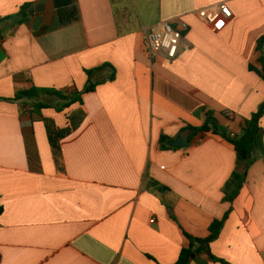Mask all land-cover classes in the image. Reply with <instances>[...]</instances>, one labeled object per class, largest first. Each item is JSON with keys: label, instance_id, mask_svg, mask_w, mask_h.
<instances>
[{"label": "crops", "instance_id": "0c3cea01", "mask_svg": "<svg viewBox=\"0 0 264 264\" xmlns=\"http://www.w3.org/2000/svg\"><path fill=\"white\" fill-rule=\"evenodd\" d=\"M223 3L229 20L198 18ZM166 22L186 25L181 47L151 60L147 36ZM261 37L264 0H0V99L81 92L85 70L116 71L62 112L0 101V264H174L185 235L206 238L229 210L211 254L264 264V157L224 202L242 171L234 149L192 130L204 109L237 136L264 103V80L249 69H260Z\"/></svg>", "mask_w": 264, "mask_h": 264}, {"label": "trees", "instance_id": "16d2710c", "mask_svg": "<svg viewBox=\"0 0 264 264\" xmlns=\"http://www.w3.org/2000/svg\"><path fill=\"white\" fill-rule=\"evenodd\" d=\"M27 9L28 6L21 7L17 17L22 16V18H24ZM10 18L11 17H8L6 20ZM22 21L23 19L18 20L19 23ZM262 46H264V37H261L257 42V50L261 52L258 59L260 69L251 66L249 69L264 80V52H262ZM84 73L87 77V83L81 92L76 91L68 93L54 89L32 87L29 90L15 93L11 99H0V101L11 103H19L20 101L29 102L33 113H39L41 110L48 108H54L57 112H62L75 103L81 104L82 95L94 92L98 85L113 82L116 77L115 68L109 63H104L96 68L85 70ZM56 100L59 101L57 106L53 105V102ZM201 112L203 113V124L200 128H192V130L195 133H212L213 135H218L223 138L233 147L237 168L240 167L242 169L241 172L235 170L223 188V201L232 204L239 195L246 181L247 171L255 161L256 156L259 155L264 157V130L261 128V119L264 117V103L258 107L257 111L252 114L249 119L245 120L241 133L233 138H231L230 134L219 125L210 111L202 109ZM62 134V132L58 134V138L61 137ZM165 142H167V139L161 137L160 143L162 146ZM54 145L55 142H53V146ZM1 212L2 209H0V214ZM229 214L230 210L221 220H214L208 228V236L204 239L185 235L189 245L187 248L181 249L177 261L174 264H189V262L195 260V258L200 255H206L217 264H229L213 256L210 251L211 243L219 237Z\"/></svg>", "mask_w": 264, "mask_h": 264}, {"label": "built area", "instance_id": "2783aa9c", "mask_svg": "<svg viewBox=\"0 0 264 264\" xmlns=\"http://www.w3.org/2000/svg\"><path fill=\"white\" fill-rule=\"evenodd\" d=\"M198 18L209 27H214L222 19L229 20L231 11L226 4H220L213 9H203L198 12ZM186 30L183 23H161L153 27L146 39V53L152 60L156 56H164L167 60H174L182 42V33ZM235 135L230 134L233 138Z\"/></svg>", "mask_w": 264, "mask_h": 264}, {"label": "water", "instance_id": "95a60500", "mask_svg": "<svg viewBox=\"0 0 264 264\" xmlns=\"http://www.w3.org/2000/svg\"><path fill=\"white\" fill-rule=\"evenodd\" d=\"M173 147H186L187 143L181 141L180 139H176V141L172 144Z\"/></svg>", "mask_w": 264, "mask_h": 264}, {"label": "rangeland", "instance_id": "374dc122", "mask_svg": "<svg viewBox=\"0 0 264 264\" xmlns=\"http://www.w3.org/2000/svg\"><path fill=\"white\" fill-rule=\"evenodd\" d=\"M58 100H56V101H54L53 103H54V105H58Z\"/></svg>", "mask_w": 264, "mask_h": 264}]
</instances>
